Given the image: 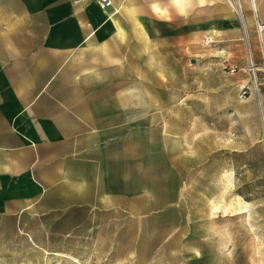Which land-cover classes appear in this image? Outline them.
Returning <instances> with one entry per match:
<instances>
[{
  "label": "crops",
  "instance_id": "1",
  "mask_svg": "<svg viewBox=\"0 0 264 264\" xmlns=\"http://www.w3.org/2000/svg\"><path fill=\"white\" fill-rule=\"evenodd\" d=\"M111 1L0 0V259L19 245L59 255L112 242L115 222L152 188L187 186L194 141L147 138L178 128V91L185 129L199 100L207 129L232 115L235 133L247 121L251 146L264 143V0H237L241 14L232 0ZM232 65L242 71L228 74Z\"/></svg>",
  "mask_w": 264,
  "mask_h": 264
},
{
  "label": "rangeland",
  "instance_id": "2",
  "mask_svg": "<svg viewBox=\"0 0 264 264\" xmlns=\"http://www.w3.org/2000/svg\"><path fill=\"white\" fill-rule=\"evenodd\" d=\"M250 59L248 54V66ZM256 74L248 73L257 93L262 81L258 70ZM175 85L181 90L186 82ZM182 95L178 91L176 96L178 128L164 131V138L159 130L147 131V138L170 141L172 132L194 141L195 172L187 186L178 178L172 181L177 188L171 193L152 188L145 204L133 206L139 209L128 220L124 214L115 222L112 242L67 244L68 254L59 255L19 245L14 258L0 259V264H264V143L251 146L247 121L241 133H235L238 119L232 115L220 117L223 130L207 129L199 100L192 109L193 128L185 129L180 123L185 119ZM238 134L242 152L234 154L229 149L233 140L238 145ZM218 138L226 141L227 150L208 156L217 150ZM207 157L209 163L202 165ZM232 168L235 182L228 174Z\"/></svg>",
  "mask_w": 264,
  "mask_h": 264
},
{
  "label": "built area",
  "instance_id": "3",
  "mask_svg": "<svg viewBox=\"0 0 264 264\" xmlns=\"http://www.w3.org/2000/svg\"><path fill=\"white\" fill-rule=\"evenodd\" d=\"M99 3L102 5L103 8L107 9V8H110L113 6V3L111 0H98ZM232 1H235L236 2V7H237V11L239 12V14H241V6L240 4L238 3L237 0H232ZM251 3L253 5H255L257 3L258 0H250ZM258 30L260 33H263L264 32V23H260L259 26H258ZM206 44H210L212 43V41L210 40H206L205 41ZM225 71L228 73V74H236L238 73L239 71H242V69L237 66V65H232V66H226L225 67ZM247 72L248 73H251L255 78L257 76V66L255 65L252 57L250 59V62H249V66H247ZM250 89L247 85H243L241 87V98L242 99H246L248 98V96L250 95Z\"/></svg>",
  "mask_w": 264,
  "mask_h": 264
}]
</instances>
